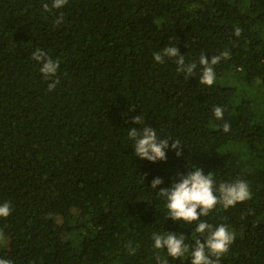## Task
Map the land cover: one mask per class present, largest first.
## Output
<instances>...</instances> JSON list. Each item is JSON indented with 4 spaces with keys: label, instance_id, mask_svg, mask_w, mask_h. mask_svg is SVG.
<instances>
[{
    "label": "trees",
    "instance_id": "16d2710c",
    "mask_svg": "<svg viewBox=\"0 0 264 264\" xmlns=\"http://www.w3.org/2000/svg\"><path fill=\"white\" fill-rule=\"evenodd\" d=\"M51 2L0 0V204L12 210L0 217V259L191 264L188 254L155 249L152 234L182 233L194 244L198 222L166 219L158 191L199 168L217 188L243 180L252 193L200 218L235 234L220 264H264V121L256 115H264V0H68L45 12ZM166 46L197 62L193 76L178 73L174 59L153 60ZM36 49L59 62L54 91L31 59ZM225 50L215 83L199 84V56ZM226 72L260 83V112L233 86H219ZM144 126L169 139L166 161L134 155L128 131ZM155 177L163 180L156 190Z\"/></svg>",
    "mask_w": 264,
    "mask_h": 264
},
{
    "label": "clouds",
    "instance_id": "9594fccd",
    "mask_svg": "<svg viewBox=\"0 0 264 264\" xmlns=\"http://www.w3.org/2000/svg\"><path fill=\"white\" fill-rule=\"evenodd\" d=\"M68 3V0H52L51 5L43 3L42 7L45 12L53 9H60ZM63 23V16L57 18L56 24ZM241 29L237 27L234 30L235 36L241 35ZM165 58L174 59L176 71L186 76H193L197 69V62H185V56L175 46H166L162 50L153 54V60L156 63H164ZM31 59L41 65L40 73L43 74L45 80H50L47 90L54 91L58 80L52 79L59 70V62L52 59L45 51L36 49ZM221 59H230V52L223 51L219 55L211 57V60L205 55L199 56V65L202 68V74L199 78V84L212 86L215 83L216 76L214 65L218 64ZM213 114L216 119H223L224 109L215 106ZM143 121L141 115L134 116L132 122L140 125ZM223 131H230V124L224 123ZM128 139L132 141L134 155L141 160L150 162L166 161V149L169 148V139L158 138L157 132L150 126L141 128H131L128 131ZM182 144L179 140H174L171 149L175 150L177 157L182 155ZM163 183L160 177H155L151 183V189L156 190ZM216 182L211 173L205 175L202 169L195 168L186 175L181 174L179 182L173 180L170 187L162 188L158 194L165 198L167 209V217L173 221H182L185 224H193L198 222L194 232L198 235L193 236L194 244H185V235L182 233H153L152 240L155 249H166L167 255L173 259L181 258L186 254L190 255L191 264H220L221 257L229 251L230 245L235 240V234L230 232L228 228L220 224L213 226L212 224L201 221V217H206L217 207L222 205L225 210L234 207L237 203L251 199L249 185L246 181L236 180L231 183H221L217 188ZM12 214L9 202L0 204V217L7 218ZM5 236L0 232V241H4ZM135 249L129 248V254H134ZM157 264H168L167 259L160 256L156 258ZM0 264H12L9 259H0Z\"/></svg>",
    "mask_w": 264,
    "mask_h": 264
},
{
    "label": "rangeland",
    "instance_id": "374dc122",
    "mask_svg": "<svg viewBox=\"0 0 264 264\" xmlns=\"http://www.w3.org/2000/svg\"><path fill=\"white\" fill-rule=\"evenodd\" d=\"M262 38H264L263 35ZM218 84L219 86H224V85L233 86L236 89V95H241V96L245 95L248 99L252 100V104L254 108H256V110L259 111L262 109L263 107L261 101L262 99L260 98L261 97L260 91L262 92V89L258 81H256V83L251 86H247L246 84L242 83V81H240V78L236 76L234 72H226ZM256 115L262 121H264L263 114L256 112ZM0 244L6 245V238L4 241H0Z\"/></svg>",
    "mask_w": 264,
    "mask_h": 264
}]
</instances>
